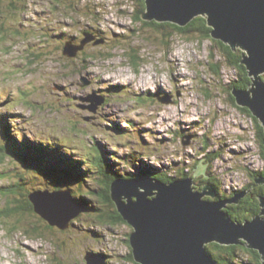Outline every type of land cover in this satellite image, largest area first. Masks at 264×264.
Segmentation results:
<instances>
[{
    "label": "rangeland",
    "instance_id": "374dc122",
    "mask_svg": "<svg viewBox=\"0 0 264 264\" xmlns=\"http://www.w3.org/2000/svg\"><path fill=\"white\" fill-rule=\"evenodd\" d=\"M138 10L133 0H2L0 120L7 114L19 146L44 138L53 145L50 151L63 155L66 163L73 159L79 172L100 145L123 174L156 167L170 174L184 169L187 178L208 173L226 190L251 183L248 171L263 169L264 157L254 120L230 98L229 85L238 71L210 38L157 28L143 17L136 19ZM86 33L97 43L88 42L75 57L64 53L67 41L79 44ZM132 54L138 57L136 64ZM103 94L108 104L105 96L92 111L93 102L84 99ZM4 156L2 189L12 178H29L33 182L26 188L32 189L34 182L45 185L39 191L44 194L99 192L92 170L78 180L41 164L33 171L32 165ZM5 169L9 173L4 175ZM194 182V190L202 192L204 186L199 189L200 182ZM48 196L67 198L65 193ZM89 199L92 214L84 209L75 215V204L66 201L68 215L75 217L65 229L51 225L36 210L33 215L0 216V264H88L90 255L103 264H137L128 242L134 228L99 220L105 206L94 195ZM5 200L0 194V209ZM54 212L46 213L57 221L61 217ZM17 219L20 223L12 230Z\"/></svg>",
    "mask_w": 264,
    "mask_h": 264
},
{
    "label": "water",
    "instance_id": "95a60500",
    "mask_svg": "<svg viewBox=\"0 0 264 264\" xmlns=\"http://www.w3.org/2000/svg\"><path fill=\"white\" fill-rule=\"evenodd\" d=\"M146 5L142 17L149 21L156 19L186 26L197 16H206L213 38L246 51L243 62L253 81L247 89L234 88L233 94L236 102L250 109L264 126V0H146ZM92 40L97 43L90 33H86L79 44L69 40L64 53L75 57ZM104 98L91 95L84 100L93 102L89 108L95 112ZM197 177L198 172L170 183L148 176L113 181L111 196L124 220L134 228L129 240L135 261L139 264H220L208 252L207 245L243 241L248 247L257 249L264 261V197L261 198V212L240 222L225 209L228 203H238L246 191L223 199L209 182L202 192L195 191L193 184ZM256 181L263 184L264 177ZM45 192H35L30 198L35 210L51 225L58 224L65 229L69 220L85 209L69 190ZM64 193L67 197L64 200L48 196ZM66 201L68 205L75 204L74 216L68 215L71 208ZM49 210L58 212L61 218L53 221L54 214L46 213ZM95 256L105 258L103 254ZM86 259L88 264H103L92 255Z\"/></svg>",
    "mask_w": 264,
    "mask_h": 264
},
{
    "label": "trees",
    "instance_id": "16d2710c",
    "mask_svg": "<svg viewBox=\"0 0 264 264\" xmlns=\"http://www.w3.org/2000/svg\"><path fill=\"white\" fill-rule=\"evenodd\" d=\"M1 1L2 0H0V2ZM23 1L26 0H18V2H23ZM133 2H135L136 6L140 7V10H138V13L135 15V18L141 19L142 13L146 10L147 7L146 0H133ZM57 3L61 4V1ZM146 23L150 25H155V27L157 28L160 27L170 28L172 30L171 32L174 33L176 32L190 33L196 31L210 38L217 46H219L220 51H222V54L226 59V61L229 62V64L232 65L233 68L236 69V71H238L237 79L233 80L232 83H230L229 85L230 89H228L230 93V98L234 104H236L237 102L233 94V89L234 88L247 89L251 86L253 77L250 76L249 69L247 65L243 62L246 51L241 47L234 49L231 45L224 43L221 40L213 38L211 36L212 27L209 26L208 19L206 16L203 15L197 16L186 26H180L178 24L168 21L158 23L156 22V20L146 21ZM131 57L133 64H136V62L138 61L137 55L132 54ZM213 70L216 73L219 72L217 67H214ZM112 92L113 94H115L113 89ZM104 96H106V100H107L106 104H108L109 98L107 97V94H105ZM156 96L158 97L162 95L156 94ZM158 99L160 100V98ZM240 108L254 120L255 133L259 140L258 142L262 147L261 153L264 157V126L261 124L259 119L252 114L250 109H248L247 107H240ZM0 126H1L0 139L2 141V144L0 146V161L2 163H4V159H5L4 154L10 155L11 157L16 158L22 163L28 164L29 166L32 165L34 169L31 170L33 171L40 170V168H37V164H41L42 166L49 168V171H51L52 173L58 175L67 176L69 174H74L75 178H77L78 180L80 179L83 180L86 170H88L90 173H91L90 170H92L96 174V176H98L96 178V182H97V187L99 186V192L90 191L88 189L86 192L75 193L73 194V196L75 195L77 197H80L81 199L80 198L79 199L83 203V207L86 210L90 211L89 213L92 214V210L94 209L93 207L91 209V205L88 202L90 201L89 196L94 195V197L98 199L99 203L105 206V209H103L100 212V214L97 215V217L100 218L99 220H102L107 223H112V224L128 223L119 213V210L113 198L110 195L109 189L111 188V185L114 180L130 179L139 176H146V177L148 176V177L158 178L162 181L170 183L176 179H180L188 175V173L184 172V169H182L181 174L180 172H175V173L173 172L170 174L169 172L166 171H162V172L156 171L158 170V168L156 167L147 168L148 170H151L149 172L147 171L144 172L139 168L138 173H132L129 171H127V174L120 173L115 169V167L112 166V164L109 162V159H107V156L108 154L110 155V152H108L105 148H103L100 145H97L95 147V150L97 151L93 153L92 157L88 158L89 159V161H87L89 164L88 167L84 169V171L79 172L78 170H76V166H74V163L72 162L73 159H70L69 162L66 163L65 159L63 158L64 157L63 155L58 153L54 154L52 151H50L49 148L53 147V145H51V143L44 138L39 137L41 138V140L39 141L37 140V142L25 141L21 145L22 147L19 146L15 136L16 133L12 129V125L7 118V114L4 119L3 117L1 118ZM25 138H28V136ZM90 146H91L90 148L91 152H93L92 143ZM206 146L208 145H205L204 147ZM42 159L49 160V162L48 161L44 162L42 161ZM32 163H34L35 165H33ZM50 166L52 168H50ZM136 166L138 167L137 163ZM248 172L250 173V176L253 179L251 183L244 185L242 188H232L228 190L223 188V184L221 180L219 179L216 180V178L210 177L208 173L204 174V176H202L201 178L199 176L196 179L200 182L199 189H201V187H203L207 183V181H210V183L213 184V186L217 189L218 195L221 198L226 197L230 199L235 194L246 191V195L240 198V201L238 203L236 202L228 203L225 209L233 217V219L243 222L247 219H252L255 215L261 212L262 206H261L260 197H264V183L260 184L257 183L256 181L258 177L260 176L264 177V168L260 170L251 169V171L249 170ZM8 173H9V169L8 170L5 169L4 175ZM36 178H38V176ZM12 180L13 178L10 180L6 188L3 187L2 189V187H0V194H2L6 199L4 206L2 207V209H0V213L2 214L0 216L12 217L17 215L21 216L22 214L33 215L35 211V205L31 200L30 195L33 192L35 193L46 190L43 188L45 185L35 186V182H34V187H32V189H29L26 188V186L31 185L33 182L29 178L28 180L25 181L23 178H19L15 181ZM255 183L256 186H254ZM46 185H51V184L47 183ZM68 188L70 187L68 186ZM247 188L249 189L247 190ZM205 198L212 199L210 196H206ZM111 209L113 211H111ZM20 220L21 219H17V221L14 222V226L12 230H15V228H17L16 224L20 223ZM34 231L38 232L36 229H34ZM128 242L130 243V240H128ZM207 249L208 252L214 257V259L217 260L220 264H264L260 252L257 249H252L248 247L245 241L239 244H230V245H224L214 242L208 244ZM130 257L133 260H135L132 252L130 254Z\"/></svg>",
    "mask_w": 264,
    "mask_h": 264
},
{
    "label": "clouds",
    "instance_id": "9594fccd",
    "mask_svg": "<svg viewBox=\"0 0 264 264\" xmlns=\"http://www.w3.org/2000/svg\"><path fill=\"white\" fill-rule=\"evenodd\" d=\"M96 39V38H95ZM95 40H92L91 42H94Z\"/></svg>",
    "mask_w": 264,
    "mask_h": 264
},
{
    "label": "bare ground",
    "instance_id": "6f19581e",
    "mask_svg": "<svg viewBox=\"0 0 264 264\" xmlns=\"http://www.w3.org/2000/svg\"><path fill=\"white\" fill-rule=\"evenodd\" d=\"M86 67V66H85ZM165 123V122H164ZM236 188H238V187H236ZM233 218V217H232Z\"/></svg>",
    "mask_w": 264,
    "mask_h": 264
},
{
    "label": "flooded vegetation",
    "instance_id": "af4514ba",
    "mask_svg": "<svg viewBox=\"0 0 264 264\" xmlns=\"http://www.w3.org/2000/svg\"><path fill=\"white\" fill-rule=\"evenodd\" d=\"M107 101V100H106ZM218 197H219V195H218ZM260 198H262V197H260Z\"/></svg>",
    "mask_w": 264,
    "mask_h": 264
}]
</instances>
